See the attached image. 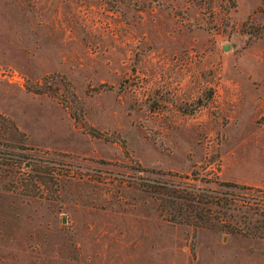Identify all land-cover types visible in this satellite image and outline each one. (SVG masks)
Listing matches in <instances>:
<instances>
[{
  "label": "rangeland",
  "instance_id": "rangeland-1",
  "mask_svg": "<svg viewBox=\"0 0 264 264\" xmlns=\"http://www.w3.org/2000/svg\"><path fill=\"white\" fill-rule=\"evenodd\" d=\"M200 165L264 197V0H0V264H264L158 214Z\"/></svg>",
  "mask_w": 264,
  "mask_h": 264
},
{
  "label": "trees",
  "instance_id": "trees-1",
  "mask_svg": "<svg viewBox=\"0 0 264 264\" xmlns=\"http://www.w3.org/2000/svg\"><path fill=\"white\" fill-rule=\"evenodd\" d=\"M30 89L54 95L44 82ZM89 131L93 135L107 137L104 131L95 127H90ZM27 166H31L30 161ZM205 167L200 165L190 173L179 175L178 181L148 183L150 192L157 200L158 214L173 223L189 224L194 228L206 227L264 238V197L255 193H240L234 188L240 185L232 181H224L225 187H219L218 179L208 180L201 176V170ZM35 169L40 170L36 177L28 176L30 173L23 171L20 181L22 189L43 191L58 188L57 177L41 171L40 167Z\"/></svg>",
  "mask_w": 264,
  "mask_h": 264
}]
</instances>
